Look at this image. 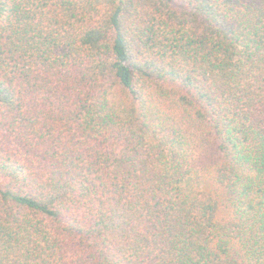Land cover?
I'll return each mask as SVG.
<instances>
[{"label": "trees", "instance_id": "1", "mask_svg": "<svg viewBox=\"0 0 264 264\" xmlns=\"http://www.w3.org/2000/svg\"><path fill=\"white\" fill-rule=\"evenodd\" d=\"M0 264H264V0H0Z\"/></svg>", "mask_w": 264, "mask_h": 264}]
</instances>
